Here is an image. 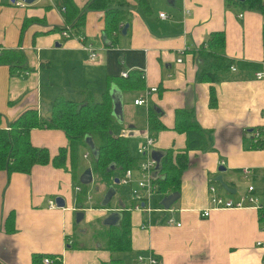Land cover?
Listing matches in <instances>:
<instances>
[{"label": "crops", "instance_id": "crops-1", "mask_svg": "<svg viewBox=\"0 0 264 264\" xmlns=\"http://www.w3.org/2000/svg\"><path fill=\"white\" fill-rule=\"evenodd\" d=\"M73 1L81 7L87 0ZM147 1L150 13L128 0L133 5L125 22L127 32L118 35L116 47L104 44L103 11L86 12L82 36L97 50L93 61L76 39L51 31L64 25L58 10L61 0H37L24 6L0 3V47L22 49L31 70L21 78L10 76L8 67L0 65L1 126L28 108L47 118L51 101L58 95L80 101L90 91L99 100L108 88L112 107V92L120 97L121 121L124 127L132 125L129 134L136 142L140 139L138 130L148 126V109L154 106L159 108L158 117L165 126L152 132L154 148L172 150L173 155L184 150L186 135L173 127L176 109L193 110L208 138L205 149L188 152L180 196L168 210L148 214L132 210L131 250L126 252L112 253L97 241L75 247L72 235L71 215L75 210L91 220L120 212V205L126 201L111 202L118 191L114 190L106 205L102 200L108 189L102 199L90 192L88 207L79 209L77 190L73 196L70 190L76 182L62 168L48 164L36 165L30 173L0 170V264H32L35 253L60 256L61 264H109L112 258L120 259V264H134L138 254L148 252L159 259L158 264H264V229L255 208L218 209L207 217L200 215L210 206L212 184L231 200H238L249 184L255 186L258 195L264 190V145L254 147L259 139L250 133L254 127L264 126V75L261 79L254 76L257 70L264 74V15L258 10L228 6L225 0ZM25 18L34 22L22 30ZM218 31L224 32L227 57L259 67L231 71L215 83L216 103L211 106L210 84L197 80V54L202 42ZM133 69L143 73L144 88L139 92L123 91L116 83L107 86L108 77L118 78L122 71ZM154 87L156 90L147 97L148 108L134 104L145 90ZM30 137L34 145L46 146L52 155L66 144L64 133L57 129H34ZM85 154L83 158H89V153L87 157ZM243 168L252 170L247 178L241 175ZM219 175L231 188V192L226 191L230 196L222 194L224 189L215 180ZM76 186L81 188L78 183L73 188ZM59 196L64 207L49 206V200L55 202ZM129 202L133 204L131 196ZM109 204L113 209L107 210ZM10 214L12 222L6 223Z\"/></svg>", "mask_w": 264, "mask_h": 264}, {"label": "trees", "instance_id": "trees-1", "mask_svg": "<svg viewBox=\"0 0 264 264\" xmlns=\"http://www.w3.org/2000/svg\"><path fill=\"white\" fill-rule=\"evenodd\" d=\"M61 1L62 4L59 7L65 8L64 24L79 35H82L86 12L89 10L103 11V36L106 47H116L118 35L133 5L128 0H87L83 6L79 7L73 0ZM134 2L145 13H150L147 0H134ZM225 2L228 6L246 7L258 10L264 15V0H246L245 2L225 0ZM0 3L12 4L10 0H0ZM33 22L34 19L25 18L22 30ZM64 28V25L57 26L51 31H61ZM262 39L264 42V25ZM224 46V32H214L202 42L197 54L200 59L197 80L210 84L209 104L211 106L216 103L214 84L227 77L232 71V66L236 67L235 71H251L259 67L257 63L237 61L227 57L224 54ZM0 65L8 67L10 76L26 77V72L31 71L26 64L25 53L20 48L0 47ZM143 79L142 71L133 69L129 71L127 77H108L107 86L116 83L123 91L139 92L144 88ZM112 110V98L109 89L106 88L99 100H95L90 91H86L80 101L58 95L51 101L50 114L47 118L40 116L36 109L28 108L7 124L9 130L1 126L0 115V170L6 171L7 174L30 173L36 165L49 164L68 171L72 180L80 184L79 175L85 168L90 167L94 184L103 185L105 190L113 186L114 190L118 191L117 186L120 184H115L114 179L121 177L126 169L135 167L139 157L137 154L132 155L129 151L132 136L121 135L124 123L113 115ZM158 116L159 113L153 107H149L147 123L149 130L153 133L165 128ZM173 127L174 130L186 135V146L184 150L174 155L172 150L165 151L157 180L161 196L155 202L157 205H160L163 196L172 192H180L181 176L188 167V152L202 150L208 146L206 131L198 124L193 110L176 109ZM257 127H254L250 133L252 134ZM34 129L61 130L66 137V144L60 146L52 155L46 146H36L32 143L30 135ZM86 137L92 139L96 155L92 154L89 163L83 165L81 159L85 151L82 152V149H89L85 141ZM263 145L264 142L261 139L253 144L257 148H262ZM80 186V190L76 191V204L79 209L88 207L87 198L91 184H80ZM131 203L123 202L122 206L120 205L121 218L117 225H103L104 229L100 232L102 241L97 242L112 253L131 250L132 210L128 209L132 206ZM12 216L13 214H10L6 218V223L12 222ZM258 217L262 227L263 209L258 210ZM45 257L51 259L49 264H61L60 256L38 253L32 255V264H44L43 258ZM109 264H120V259L112 258Z\"/></svg>", "mask_w": 264, "mask_h": 264}, {"label": "built area", "instance_id": "built-area-1", "mask_svg": "<svg viewBox=\"0 0 264 264\" xmlns=\"http://www.w3.org/2000/svg\"><path fill=\"white\" fill-rule=\"evenodd\" d=\"M16 5L24 6L26 5L20 0H16L14 2ZM59 12L63 17V13L65 12L64 7H59ZM184 14L188 15L189 10H184ZM160 17H165V13H160ZM242 15L240 14L239 17ZM64 29L60 31L61 35L66 39H76L80 42L81 47L88 52V58L90 60H95L97 58V50L91 43H86L84 37L82 35L76 34L72 31L69 26L64 24ZM184 51H181L180 54H183ZM178 62H181V58L177 59ZM232 71L236 70L235 66L231 67ZM128 71H122L120 76L127 77ZM29 73L26 72V75ZM263 71L257 70L254 73L256 79L263 78ZM156 90V87L145 90L139 97L134 100V104L136 105H145L147 108L149 107V102L147 97L151 91ZM6 130H9V126H4ZM130 129L126 126L121 130V135L124 137L129 136ZM139 133V141L136 153L138 155V164L133 167L126 169L125 172L121 177H119V184H126L129 185L130 188V196L133 201V204L128 209L139 211L142 213H150L152 211L164 212L166 211L162 205H156L155 207L152 206V198L157 197L159 192V186L157 184L159 173L154 177L156 172V162L151 156V150L154 148L155 145V137L154 134L149 130L148 126L143 129L142 132ZM255 139H261L264 142V126L259 128H255L252 132ZM88 156V153L85 154V157ZM252 173V170L249 168H243L241 170V175L244 178H247ZM75 190L79 191L80 188L78 186L75 187ZM245 193L240 194L238 200H231L222 196L215 184L209 186V200L210 206L204 208V210L200 213L201 216H209L212 210L218 209H235V208H242V207H253L257 211L259 209L264 210V190L260 191L259 195L255 190V186L253 184H249L245 190ZM55 205V202L49 200V206ZM171 222V221H169ZM179 225V224H177ZM262 228L264 229V220L262 221ZM260 242H258L259 244ZM45 263H50L51 259L45 257L43 258ZM159 259L152 253L148 252L145 254H138L135 258L134 264H158Z\"/></svg>", "mask_w": 264, "mask_h": 264}, {"label": "water", "instance_id": "water-1", "mask_svg": "<svg viewBox=\"0 0 264 264\" xmlns=\"http://www.w3.org/2000/svg\"><path fill=\"white\" fill-rule=\"evenodd\" d=\"M22 1L23 3H25L26 5H30L32 3H34L35 1L37 0H20ZM168 2H172L173 0H167ZM239 2H245L246 0H237ZM11 3H14L15 0H10ZM127 28H128V23H125L123 26H122V29H121V33L122 34H126L127 32ZM56 45H59V44H56ZM112 97H113V115L120 121L122 122V104H121V101H120V97L118 95H115L114 92H112ZM154 110L156 112H159V108L154 106L153 107ZM127 128H129L130 130L133 128L132 125H129L127 126ZM131 135V134H129ZM85 141L87 143V145L89 146V149L91 150V152L93 153V155H96V150L94 148V145L92 143V139L90 137H86L85 138ZM151 156L152 158L155 160L156 162V167H155V174H154V177H156V175L158 173H160L161 171V162H162V159L163 157L165 156V152L162 151V150H159V149H156V148H153L151 150ZM219 171H224V168L223 167H219ZM79 183L80 184H90L92 183L93 181V174H92V170L90 167H87L85 168L82 173L79 175ZM216 181H218L220 183V185L223 187V189L227 192H231V188H229L228 184H226L222 178L221 175L217 176L215 178ZM114 183L115 184H119V179L118 178H115L114 179ZM114 192V188L113 186H110L108 188V190L106 191L105 195H104V199L102 200V205H106L112 194ZM180 196V193L179 192H172L168 195H165L161 198L160 200V205H162V207L165 209V210H168L175 202L176 200H178ZM64 199L62 197H56L55 198V205L57 207H64ZM84 216V213L82 211H77L76 213V221H80L82 220ZM121 218V213L118 212V211H112L111 213H109V215L107 217H105L103 219V224L104 225H117L119 220Z\"/></svg>", "mask_w": 264, "mask_h": 264}, {"label": "rangeland", "instance_id": "rangeland-1", "mask_svg": "<svg viewBox=\"0 0 264 264\" xmlns=\"http://www.w3.org/2000/svg\"><path fill=\"white\" fill-rule=\"evenodd\" d=\"M21 78H23V77H21ZM92 94L94 95L93 92H92ZM99 97H100V95H99ZM142 107L145 108V106H142ZM142 131H143V129L138 130V132H142ZM137 146H138V141L136 142V140L131 139L129 142V151L131 152L132 155L137 154L136 153ZM84 151H87L89 153V158H87V159L82 158L81 163L83 165H87L89 163L90 157L92 156L93 153L91 152V150H89L87 148L82 149V152H84ZM74 184H76V183H73V185ZM90 184H91L90 192H92V195L95 196L97 194L99 199H102V195H103V191H105V187L103 185H97V183L94 184L93 181ZM73 185H71V188H70L72 196L74 195V192H75ZM117 189H118V193L116 194V196H114L112 203L113 204H119L120 200H122V199H123V201L128 202L130 199L129 185L120 184L119 186H117ZM221 192L225 196H230L224 190H222ZM156 200H157L156 197L152 198V206L153 207L156 206V204H155ZM91 202L94 203L93 200ZM96 202H98V201H95V203ZM112 205L109 204L108 206H106L107 210L113 209ZM114 206H118V205H114ZM76 213H77V210H75V212L71 215V220L73 222V227H74V229L72 230V232H73L72 235L75 238V242H76V244L74 242V246L80 247V246L84 245L85 247H87L88 245H93L96 241H102V238L100 236V232H102L104 229L103 219L102 218H95V219L91 220V218L84 215L82 220L77 222L76 221ZM74 249H76V248H74Z\"/></svg>", "mask_w": 264, "mask_h": 264}]
</instances>
